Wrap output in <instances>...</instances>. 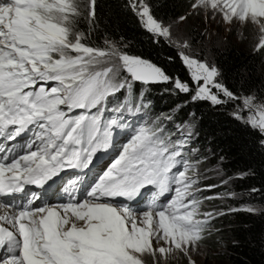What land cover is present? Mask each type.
Returning <instances> with one entry per match:
<instances>
[{
	"label": "snow or ice",
	"instance_id": "snow-or-ice-1",
	"mask_svg": "<svg viewBox=\"0 0 264 264\" xmlns=\"http://www.w3.org/2000/svg\"><path fill=\"white\" fill-rule=\"evenodd\" d=\"M94 5L95 0H87L84 9L79 0H0V138L15 141L33 133L22 155L0 148V195L20 193L27 185L43 187L65 166L88 168L99 150L112 146L113 129L122 123L103 120L107 99L131 89L130 81L171 82L177 91L191 92L192 101L213 105L223 102V93L239 101L245 113L256 106L254 97L241 99L221 84L219 69L207 62L182 54L193 87L107 39L103 46L89 44L74 25L84 11L94 19ZM200 5H210L226 22L256 25L258 50H264V0H200L193 7ZM131 6L150 32L169 35L144 0ZM122 72L128 76L121 79ZM258 107V118L249 114L247 122L264 134V102ZM235 115L242 117L240 110ZM191 135L181 130L174 141L158 125L142 126L82 200L73 189L68 202L55 206L40 203L35 192L26 202L12 203V211L0 215V264H145L146 255L160 264L159 257L174 250L195 264L189 253L204 239L206 226L237 209L200 211L198 179L195 173L186 175L194 165L182 152ZM6 171L11 174L7 182ZM149 186L157 194L145 211L112 202L134 201ZM171 193L169 202L157 203ZM224 198L235 193L205 199Z\"/></svg>",
	"mask_w": 264,
	"mask_h": 264
},
{
	"label": "trees",
	"instance_id": "trees-1",
	"mask_svg": "<svg viewBox=\"0 0 264 264\" xmlns=\"http://www.w3.org/2000/svg\"><path fill=\"white\" fill-rule=\"evenodd\" d=\"M146 2L157 21L167 22L184 15L195 0ZM133 3L134 0H95L94 19L89 20L84 11L77 18L75 29L83 32L91 45L103 46L107 39L124 53L155 64L170 77L193 86L178 48L166 37L150 32L131 6ZM212 57L220 71L221 84L239 97L252 96L264 102V50L239 41L214 48ZM130 83L131 89L117 93L119 98L127 97L143 107L151 125H158L162 113L171 114L179 124L192 122L195 147L208 153V162L218 165L228 178L226 190L236 196L233 206L259 207L255 213L237 209L214 219L213 231L204 235L213 249L209 264H264V134L249 122L236 118L231 103L213 105L209 100L192 101L191 92H179L171 82ZM163 125L158 126L168 135L174 133Z\"/></svg>",
	"mask_w": 264,
	"mask_h": 264
},
{
	"label": "rangeland",
	"instance_id": "rangeland-1",
	"mask_svg": "<svg viewBox=\"0 0 264 264\" xmlns=\"http://www.w3.org/2000/svg\"><path fill=\"white\" fill-rule=\"evenodd\" d=\"M79 2L81 8L83 9L85 7V4L87 3V0H79ZM144 2L147 3L146 0H144ZM194 3L199 4L200 0H195ZM181 17H183L184 19H181ZM160 23H162L165 27L169 28V35L164 37H166L178 48L181 56L182 54L187 55L190 58L197 59L202 62H207L208 64L213 66H215L212 57V50L214 48H222L230 43H237L241 41L246 43L249 47L258 49L257 41L259 33L256 25L240 21L226 22L222 19V16L218 13V11L212 10L210 8V5H200V7L198 8H194L192 5L184 15L176 19ZM74 31H76L75 26ZM189 71L191 74V69H189ZM127 76L128 74L126 72H122L120 78L123 79ZM193 84V87H195L194 82ZM214 91L219 92V90ZM219 95L222 98V103H231V105L233 106L232 113L234 115L237 113L238 110H240L242 114L241 119L245 121H247V116L249 114L256 115L258 118V106L262 102H259L255 99L256 106L253 107L252 113H245L243 112L239 101L229 100L226 96L223 95V93H219ZM244 97L246 96L241 97V99H243ZM159 118V122L155 121V123L157 122L159 126H162L164 124L163 126L174 130V133L170 135L174 141L178 138L173 136L178 135L180 137L181 130L192 133L188 147L183 149L182 152L186 161L189 164L194 165V169H190L189 172L186 173V175H192L193 173H195L198 179L197 187L201 189V191L198 193V198L201 200V212H223L229 209H244L245 207L249 206L254 207L256 209L259 208L258 206L248 204H239L234 207V203L232 202V200L235 199L236 196L235 198L205 199L206 197H214L216 195L228 197V195L231 193L226 190L228 187V178L224 175L218 165H213L208 162V153L203 150H199L197 147H195L196 134L192 122L186 121L183 124H179L176 122L175 119H172L173 117L169 113H162L161 115H159ZM119 128L120 129L115 130L116 134H118V137L116 138L117 140L114 142V145H116L119 150L118 152H115L113 153V155L109 156L111 161L113 159H118L119 153L122 150V145L127 143L131 136L135 133V131H133V134L130 135L129 131H122L121 125ZM166 132L165 134L168 135ZM29 135L30 136L27 138L25 143L22 144L23 151L26 150V145L28 141L32 138L33 133L30 132ZM100 151L104 152L106 151V149H101ZM203 160H205V163L202 162ZM112 163H114V161ZM179 170L182 169H176L174 171L178 172ZM205 182L211 183L212 185L207 187L203 185L205 184ZM209 187H211V190H207ZM148 188L149 187H146L145 189ZM151 195L152 193L149 194L150 197ZM168 195H170V197L167 198L169 199V202L172 199V195H174V193L166 194L162 197L165 198L168 197ZM132 208L136 209L138 212L147 210L144 205H141L138 208ZM213 221H211L207 225L208 228L206 226L205 233L213 231ZM212 251L213 249L209 245L207 240L202 239L197 246L191 249L189 256L191 260L195 262V264H209L213 253ZM159 259L160 264H189V259L178 250H174L171 254H168L166 256H161L159 257ZM144 261L145 264H154L152 256L146 255L144 257Z\"/></svg>",
	"mask_w": 264,
	"mask_h": 264
},
{
	"label": "bare ground",
	"instance_id": "bare-ground-1",
	"mask_svg": "<svg viewBox=\"0 0 264 264\" xmlns=\"http://www.w3.org/2000/svg\"><path fill=\"white\" fill-rule=\"evenodd\" d=\"M177 133V132H176ZM175 136V135H174ZM178 136V135H176ZM177 138V137H176ZM1 205V204H0ZM2 206V207H1ZM0 206V215L4 214L5 211L11 212L12 211V207L10 206H5V205H1ZM5 206V207H4ZM0 255H3V253H0Z\"/></svg>",
	"mask_w": 264,
	"mask_h": 264
}]
</instances>
